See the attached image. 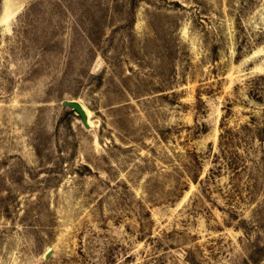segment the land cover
<instances>
[{
	"label": "rangeland",
	"instance_id": "obj_1",
	"mask_svg": "<svg viewBox=\"0 0 264 264\" xmlns=\"http://www.w3.org/2000/svg\"><path fill=\"white\" fill-rule=\"evenodd\" d=\"M0 264H264V0H0Z\"/></svg>",
	"mask_w": 264,
	"mask_h": 264
},
{
	"label": "water",
	"instance_id": "obj_2",
	"mask_svg": "<svg viewBox=\"0 0 264 264\" xmlns=\"http://www.w3.org/2000/svg\"><path fill=\"white\" fill-rule=\"evenodd\" d=\"M63 104L65 106H69L70 108L74 109L80 116L81 119L86 127L90 126L89 119H88V113L86 111V108L84 105L76 100H64ZM51 251H48L47 255H50Z\"/></svg>",
	"mask_w": 264,
	"mask_h": 264
},
{
	"label": "trees",
	"instance_id": "obj_3",
	"mask_svg": "<svg viewBox=\"0 0 264 264\" xmlns=\"http://www.w3.org/2000/svg\"><path fill=\"white\" fill-rule=\"evenodd\" d=\"M222 137H224V136H222Z\"/></svg>",
	"mask_w": 264,
	"mask_h": 264
}]
</instances>
